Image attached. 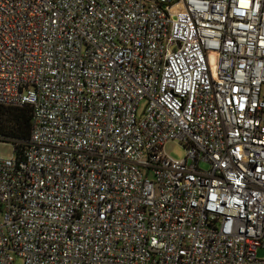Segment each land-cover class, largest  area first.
<instances>
[{
    "label": "built area",
    "instance_id": "built-area-1",
    "mask_svg": "<svg viewBox=\"0 0 264 264\" xmlns=\"http://www.w3.org/2000/svg\"><path fill=\"white\" fill-rule=\"evenodd\" d=\"M263 85L264 0H0V264H264Z\"/></svg>",
    "mask_w": 264,
    "mask_h": 264
},
{
    "label": "trees",
    "instance_id": "trees-1",
    "mask_svg": "<svg viewBox=\"0 0 264 264\" xmlns=\"http://www.w3.org/2000/svg\"><path fill=\"white\" fill-rule=\"evenodd\" d=\"M32 126V108L0 106V136L20 143L29 139ZM21 145H17V150Z\"/></svg>",
    "mask_w": 264,
    "mask_h": 264
},
{
    "label": "rangeland",
    "instance_id": "rangeland-1",
    "mask_svg": "<svg viewBox=\"0 0 264 264\" xmlns=\"http://www.w3.org/2000/svg\"><path fill=\"white\" fill-rule=\"evenodd\" d=\"M262 94L264 95V85L262 86ZM145 107V103H142L140 105V111L143 110ZM165 152L171 156L172 158H175L177 160H182L185 157V150L184 148L176 143V142H169L165 145L164 148ZM0 155L5 158H12L15 155V149L12 143L10 142H0ZM203 169H207L206 165H202ZM258 258L264 259V248H260L258 250Z\"/></svg>",
    "mask_w": 264,
    "mask_h": 264
}]
</instances>
